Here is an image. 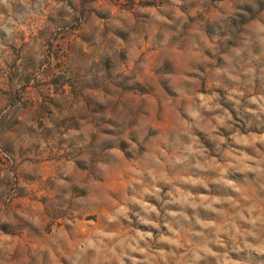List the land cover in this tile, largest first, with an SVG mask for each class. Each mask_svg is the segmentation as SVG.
<instances>
[{
    "label": "clouds",
    "instance_id": "clouds-1",
    "mask_svg": "<svg viewBox=\"0 0 264 264\" xmlns=\"http://www.w3.org/2000/svg\"><path fill=\"white\" fill-rule=\"evenodd\" d=\"M226 4V13L214 10L213 23L197 21L199 27L185 37L179 67L168 65L172 70L165 71V65H159L169 79L157 77V84L167 98L176 131L166 134L155 148L149 144L148 151L134 144L130 135L128 143L135 150L131 161L124 150L109 146L110 155L98 162L79 197L88 205V193H98L91 197L94 208L112 203L100 225L95 226L93 219L67 220L70 227L58 230L42 248L26 252L27 264H47L49 256L56 264H264V0H226ZM173 5L192 11L185 0H173ZM197 7L207 14L208 0H200ZM80 14L69 0H0V67L10 71L13 65L22 66L27 57L44 60V39H30L28 47L17 52L13 45L19 34H30L38 21V31L49 25L56 30L58 25L52 20H71ZM181 15L187 18L184 11ZM154 22L170 40L174 33L167 25L174 21L169 14L155 13ZM209 27L212 33L207 31ZM109 28L113 38L124 43V37ZM132 43L136 41L125 46ZM209 48L217 53L215 57L206 54ZM166 50L161 49L162 56ZM201 78L209 81L207 93L197 90ZM177 96L186 99L177 103ZM153 99L155 109L161 111L162 98ZM225 105L235 109V118ZM126 117L121 106L115 114L117 124L105 125L112 130V139L118 137V125ZM137 118L141 122L147 119L143 111ZM198 131L207 133L215 144V155ZM135 134L149 143L144 139L146 128L137 125ZM0 153L10 158L3 147ZM124 163H130L132 179L121 190L122 200L117 201L103 187V180ZM76 168V161H69L60 170L57 183L70 190L71 179L64 177L71 178ZM208 173L214 175L209 178ZM0 178H4L0 186V264H20L19 243L14 242L19 239L17 227L23 220L36 228L42 219L31 209H9L4 201L19 198L21 192L11 168L0 172ZM199 188L211 194L193 191ZM81 223L94 227L79 236L76 227Z\"/></svg>",
    "mask_w": 264,
    "mask_h": 264
},
{
    "label": "rangeland",
    "instance_id": "rangeland-1",
    "mask_svg": "<svg viewBox=\"0 0 264 264\" xmlns=\"http://www.w3.org/2000/svg\"><path fill=\"white\" fill-rule=\"evenodd\" d=\"M69 3L80 10L79 17L52 20L58 25L56 30L49 25L38 31L41 26L38 21L30 34L22 31L13 45L17 52H23L30 39L42 37L47 45L44 60L27 57L22 66L13 65L10 71L0 67V147L10 154L9 158L0 153V172L11 168L21 192L19 198L5 200L4 204L12 211L31 209L40 213L42 219L36 228L23 220L17 227L19 239L14 242L19 243L20 264H27L26 252L42 248L58 230L70 227L69 219H93L95 226L100 225L112 203L103 208L90 206L96 192L88 193V205L79 199L91 173L99 161L110 155L109 146L119 147L130 161L134 160L135 150L128 143L130 135L134 144H141L148 151L149 144L155 148L164 142L166 134L176 131L167 111V98L157 84V77L166 82L169 79L159 71V65L163 63L165 71L179 67L187 44L185 37L199 27L197 21L211 24L215 20L214 10L228 11L226 0H208L207 14L197 7L200 0H185L192 11L178 9L173 0H69ZM182 11L187 18L181 15ZM158 12L169 14L174 21L167 25L174 33L170 40L154 22ZM109 26L124 37V43L113 38ZM207 31L212 33V28ZM130 41L136 43L126 47ZM165 47L167 50L162 56L161 49ZM206 54L217 55L210 48ZM138 67L142 70L137 71ZM201 71L207 69L201 68ZM179 79L177 76L176 80ZM130 80L135 83H127ZM197 90L209 92V81L201 78ZM216 90L223 92V89ZM153 97L162 98L164 107L159 112ZM182 99L186 98L177 96L176 102ZM121 106L126 109L127 117L118 125V137L112 139L114 134L105 125L117 124L115 114ZM225 107L230 108L235 118V109L231 105ZM6 109L10 110L6 112ZM140 111L147 117L143 122L137 118ZM137 125L147 129L144 139L149 143L137 138ZM244 127L247 129L246 123ZM198 135L210 154L215 155V144L207 138V133L198 131ZM150 137L156 139L150 140ZM69 161L77 164L71 178L64 177L71 179L70 190L57 183L60 170ZM129 168L130 163H124L103 180V187L117 201L122 200L121 190L132 179ZM206 175L211 178L214 174ZM3 183L4 178H0V186ZM193 191L211 194L203 188ZM152 203L159 207L155 200ZM92 227L78 224L77 235L88 234ZM47 264L56 262L49 256Z\"/></svg>",
    "mask_w": 264,
    "mask_h": 264
}]
</instances>
